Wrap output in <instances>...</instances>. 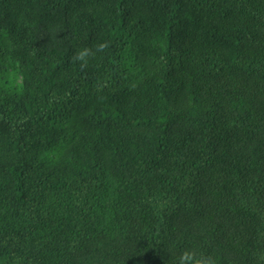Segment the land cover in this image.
I'll use <instances>...</instances> for the list:
<instances>
[{
	"label": "trees",
	"instance_id": "16d2710c",
	"mask_svg": "<svg viewBox=\"0 0 264 264\" xmlns=\"http://www.w3.org/2000/svg\"><path fill=\"white\" fill-rule=\"evenodd\" d=\"M186 248L264 264V0H0V264Z\"/></svg>",
	"mask_w": 264,
	"mask_h": 264
},
{
	"label": "clouds",
	"instance_id": "9594fccd",
	"mask_svg": "<svg viewBox=\"0 0 264 264\" xmlns=\"http://www.w3.org/2000/svg\"><path fill=\"white\" fill-rule=\"evenodd\" d=\"M110 47V42L103 40L91 46L78 48L71 57V62L75 65L79 63L81 70L89 66L90 59L96 58L98 54H103ZM179 264H215L211 256L198 254L192 248L184 249L179 256Z\"/></svg>",
	"mask_w": 264,
	"mask_h": 264
}]
</instances>
